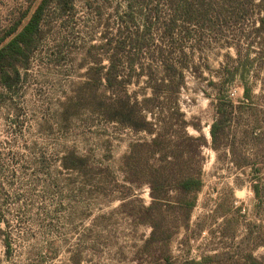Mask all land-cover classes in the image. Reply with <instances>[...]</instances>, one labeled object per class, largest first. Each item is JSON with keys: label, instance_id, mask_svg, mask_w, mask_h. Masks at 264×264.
<instances>
[{"label": "rangeland", "instance_id": "rangeland-1", "mask_svg": "<svg viewBox=\"0 0 264 264\" xmlns=\"http://www.w3.org/2000/svg\"><path fill=\"white\" fill-rule=\"evenodd\" d=\"M125 2L75 0L64 14L51 6L19 79H8L11 88L0 82V264H264V28L256 31L264 12L187 45L178 104L199 150L187 154L184 169L199 172L201 187L187 198L193 205L179 207L170 186L176 206L145 213L150 187L127 182L125 158L131 144L151 138L100 112L112 94L99 78L116 57ZM38 3L0 0V39ZM141 17L127 34L144 35ZM153 37V45L147 38L142 50L118 57H135L137 73L148 68L152 53L168 49L161 33ZM145 82L134 78L126 95L151 96ZM223 95L232 115L216 150L211 127ZM168 120L174 134L179 122ZM72 152L85 159L77 170Z\"/></svg>", "mask_w": 264, "mask_h": 264}, {"label": "trees", "instance_id": "trees-1", "mask_svg": "<svg viewBox=\"0 0 264 264\" xmlns=\"http://www.w3.org/2000/svg\"><path fill=\"white\" fill-rule=\"evenodd\" d=\"M125 1L126 10L120 18V37L116 41L118 47H115L116 59L114 58L104 77L99 78V83L105 82L112 94L111 97H106L104 94L100 103V112L109 121H117L128 126L135 133H146L151 138L131 144L129 155L125 158L129 161L126 162L129 174L126 177L127 182L133 187L143 185L150 187L154 202L145 209V213L162 207L176 206L172 205L173 201L168 197L167 192L170 186L177 194L176 197H172L175 204L179 207H190L193 202L187 198L201 187V179L199 172H193L190 169L186 172L184 169L187 154L192 155L194 149L199 150L198 145L197 147L194 145L197 138H191L187 133V121L184 114L180 112L178 104L179 94L185 87L187 64L184 59L187 56V45L191 48L192 43L204 42L205 31L217 35L218 32L223 31V28H227L229 23L235 26L240 24L242 16L257 10L264 12V0H259L257 4L256 0ZM53 5L62 14L72 13L76 6L75 0H39L28 21L24 24L21 19L0 39V82L5 87L11 88L12 84L8 82V79L10 80L11 76L19 79L20 68L27 67L39 41L47 11ZM88 6L92 8L91 5ZM136 15L142 16V22L145 25L143 36L136 31H133V34H127L132 27L137 26ZM257 23H261L256 29L258 32L264 28V18ZM154 31L162 34V41L168 44V49H159L156 53H152L153 60L149 67L141 68L137 73L139 61L135 57H127L128 61L125 63L118 56L122 53H132L133 50H142L145 45L144 40L147 38L153 45ZM123 69L129 70L125 79L122 77ZM143 77H146L145 89L151 91V96L143 98L142 101H138L136 97L127 96L126 86L132 84L134 78L140 80ZM243 82H245V97L249 100L252 89L245 79ZM119 91L124 94L118 99V95L115 96V94ZM229 104L224 95L219 97L216 119L211 127L212 147L216 150L224 146L223 134L232 115V103ZM112 110H118L117 114L121 117L112 115ZM147 111L152 114L151 118L146 116ZM171 117L179 122L174 134L171 121L168 120ZM148 157H155L159 165L147 166ZM69 160H72V169L76 170L85 162L84 158L73 152ZM141 163L145 165L142 166ZM170 259H167V264ZM252 264L263 263L253 259Z\"/></svg>", "mask_w": 264, "mask_h": 264}]
</instances>
